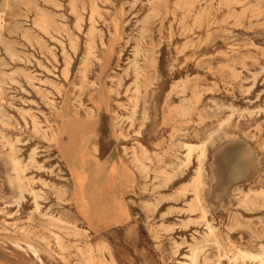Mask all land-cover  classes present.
<instances>
[{"label": "rangeland", "instance_id": "rangeland-1", "mask_svg": "<svg viewBox=\"0 0 264 264\" xmlns=\"http://www.w3.org/2000/svg\"><path fill=\"white\" fill-rule=\"evenodd\" d=\"M101 256L264 264V0H0V264Z\"/></svg>", "mask_w": 264, "mask_h": 264}, {"label": "bare ground", "instance_id": "bare-ground-1", "mask_svg": "<svg viewBox=\"0 0 264 264\" xmlns=\"http://www.w3.org/2000/svg\"><path fill=\"white\" fill-rule=\"evenodd\" d=\"M101 47H102V49H104V50H106L107 48H108V46H107V44H105V42H101ZM102 52L103 51H100V49L98 48V47H96L95 46V42H94V40H93V38L91 37V36H89V39H88V42H87V44H86V55H85V59H84V62H83V70H82V72H81V76H82V79L85 81L86 80V71H87V67H88V64L89 63H91V64H93V63H97L98 65H99V67H100V69L102 70L103 69V66H104V64H105V59H104V57H103V55H102ZM122 51H120V53H119V55H118V59L120 60L121 59V57H122ZM139 57V52L137 51L136 52V54H135V61H134V63H133V66H132V75H133V78H134V86H135V90L138 92V90H139V85L141 84V81H142V79L144 80L145 79V75H144V69L143 68H141L140 67V65H139V62H138V60H137V58ZM144 59H146L145 57H144ZM106 65V64H105ZM119 67V66H118ZM104 70V69H103ZM65 73H66V71H65ZM90 87L93 89V90H96V89H98L99 88V85H98V83L97 82H95V83H91V85H90ZM135 103H137L136 101H135ZM80 105V104H79ZM80 107H82V105H80ZM86 113H87V116L88 117H90V118H92V116L95 114V112L93 111V109H86ZM211 138V137H210ZM55 141H56V138L54 139ZM209 140H211V139H208V141ZM59 141V140H58ZM205 142V141H204ZM207 142V141H206ZM210 142V141H209ZM58 143H60V142H58ZM202 143V142H201ZM203 144V143H202ZM210 144V143H209ZM182 145H183V143H182ZM181 145V146H182ZM155 146V145H154ZM93 147V146H92ZM199 149V148H198ZM203 149V148H202ZM94 152H96L97 153V151H94ZM206 156V155H205ZM202 157V156H201ZM203 157H204V155H203ZM187 159H188V157H187ZM187 161V160H186ZM136 162L138 163V161L136 160ZM186 164V163H185ZM185 164H184V166H185ZM199 165V164H198ZM14 166H15V171L16 172H18L17 174V180H18V182H19V184H20V187H21V185H22V179H21V177H20V173H21V171H22V168H21V163H19V162H17V161H14ZM183 166V165H182ZM199 167V166H198ZM235 167V166H234ZM200 169V168H199ZM202 170V169H201ZM201 172V171H200ZM195 173H197V172H195ZM202 173V172H201ZM205 173V172H204ZM200 177V176H199ZM196 179H198V178H196ZM201 179H203V178H200V179H198V182L199 183H197V182H195V185L197 186V190H196V202H201V198H200V196H199V188H198V186H200L199 184H200V181H201ZM200 180V181H199ZM195 181V180H194ZM76 185V184H75ZM173 209V208H172ZM192 213H193V211H191ZM205 212V211H204ZM205 213H203V215H204ZM58 224L59 225H61L62 226V224H64V222L63 221H61V220H59V222H58ZM209 230H212L210 227H209ZM22 242V241H21ZM16 244V243H15ZM27 245H29V244H27ZM31 246V245H30ZM33 247V246H32ZM35 248V247H34ZM193 252V251H192ZM194 253V252H193ZM195 254V253H194ZM192 259V258H191ZM101 260L103 261V263L104 264H107V261L103 258V256H101ZM195 263V260H194V257H193V259H192V263L191 264H194ZM84 264H94V262H93V258H88V259H86L85 260V262H84Z\"/></svg>", "mask_w": 264, "mask_h": 264}, {"label": "crops", "instance_id": "crops-1", "mask_svg": "<svg viewBox=\"0 0 264 264\" xmlns=\"http://www.w3.org/2000/svg\"><path fill=\"white\" fill-rule=\"evenodd\" d=\"M120 182H118V184H119ZM116 184H117V182H116Z\"/></svg>", "mask_w": 264, "mask_h": 264}]
</instances>
